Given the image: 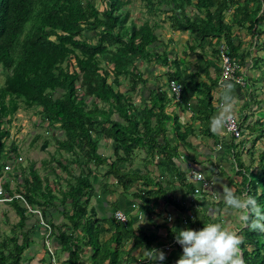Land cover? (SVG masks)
Wrapping results in <instances>:
<instances>
[{
	"label": "trees",
	"instance_id": "obj_1",
	"mask_svg": "<svg viewBox=\"0 0 264 264\" xmlns=\"http://www.w3.org/2000/svg\"><path fill=\"white\" fill-rule=\"evenodd\" d=\"M134 1L102 0L105 8L100 10L93 0H0V69L4 76L0 85V168L19 155L17 141L12 140L9 145L6 141L11 136L12 121L21 108L34 110L40 119L39 126L46 124V128L66 135L64 140L52 136L55 152L48 153L49 158L41 162V169H51L56 186L63 177L55 175L59 168L61 174L66 175L65 179L62 178L65 186L57 187L55 194L47 175L41 176L35 165L24 167L19 162L17 169L21 184L16 187L30 206L40 209L42 221L38 220L37 225L41 227L43 222L50 228L49 239L67 254L65 264H84L85 248L91 251L89 264H122L124 256L128 259L131 254L125 244L130 238L136 241L130 219L126 225L108 222L109 227L105 228L106 221L96 219L93 210H89L93 171L88 166L90 163L108 164L106 158L97 152L100 138H109L114 144L116 159L109 164L106 175H113L117 182H122L125 190L138 179H144L142 187L149 190L143 195L138 191L134 197L142 213L151 212L149 197L161 191H155L156 185L152 186V181L144 175H126L116 164L127 160L135 149L144 147L147 142L145 133L149 132L148 121L155 115V109L163 111L166 100L165 92L155 91L151 106L142 110L143 117L139 119L142 111L134 108L128 95L113 87L120 84L119 78L129 77L135 88L142 80L137 78L136 63L157 55L156 51H150L162 42L156 37L158 26L151 24L152 18L163 14L172 30L191 37L182 46L186 57L195 56L196 50L201 49L200 56H213L218 61L219 45L223 41L230 56L241 64L246 56L240 55L230 36L233 25L243 28L248 23L247 31L251 35L263 33L257 28L264 20V0H139L147 16L140 26L130 20V12L125 10ZM228 8L233 13L232 25L224 22ZM212 40H215L214 44ZM206 41L211 47L209 54L203 49ZM106 55L112 70L101 66V58ZM168 79L181 85L182 97L183 75L173 74ZM214 87L215 83L211 84L202 99L205 109L200 114L208 124L215 115L214 100L210 95ZM113 114H117L121 122L112 120ZM140 124L142 129L145 128L141 133L137 130ZM259 133L261 136L257 139L260 140L264 137V130ZM40 139L38 134L32 137L33 142ZM44 144L48 145V142L44 141ZM241 144L232 148L237 157L239 186L264 208V148L258 154L260 169L254 171L252 165L250 168L241 159L237 149ZM148 147L153 150L152 145ZM158 151L169 162L176 158L163 146ZM253 156L252 151L249 156L251 164ZM149 157L155 159L152 154ZM74 165L80 172H75ZM179 174L185 179L184 173ZM252 176L256 179H250ZM7 177L12 178V173ZM3 188L5 192L13 193L8 181L3 183ZM55 202L60 208H55ZM8 205L18 220L11 235L0 241V264H29L33 259L27 255L31 236L29 231L23 232L29 214L16 200ZM51 209L59 211L67 223L58 226L48 219ZM240 236L246 264H264V233L246 226ZM43 262L42 259L40 263Z\"/></svg>",
	"mask_w": 264,
	"mask_h": 264
},
{
	"label": "crops",
	"instance_id": "obj_2",
	"mask_svg": "<svg viewBox=\"0 0 264 264\" xmlns=\"http://www.w3.org/2000/svg\"><path fill=\"white\" fill-rule=\"evenodd\" d=\"M155 23L159 27L160 22L151 21L152 25ZM158 40L162 43L155 45L153 51L152 49L150 51H156L157 55L146 57L143 60L149 61L148 63L149 66H151L150 68H152V71L153 64L157 65L159 62L166 65L170 70L165 69L162 72V77L154 78L152 81H149V77L152 74L151 71L148 70L147 74L140 73L137 70V67L143 62V60L138 61L136 63L137 66L135 72L137 78L142 79L141 82L138 83L136 78L135 80L138 84L135 88L132 86V82H129L130 85L126 86L127 90H119L118 88L119 92L123 94L126 93V95L130 97V102L134 108H138V111L140 112L151 106L152 96H154L155 91H158L159 89L161 92H165L166 100L163 105V111L160 112L158 109H155V115L148 121L149 132L145 133V139L147 142L143 144L144 147L135 149L132 156L128 157L127 160L122 163H116L118 165L117 167L123 171L124 174L129 176L144 175V177H147L148 180L152 181V186L153 184L156 185L154 189L155 191L159 189L161 190L157 195L154 194L152 197H149L151 212L149 214L142 213V218L139 219L136 211L131 208V204H139L136 198H134L135 194H138L139 191V193L143 195L144 192L149 190V188L146 189L142 187V185H144V179H138L131 187L129 186V188L125 190L122 182H117L113 175H106L105 172L108 170L109 164L111 165L116 159L113 158L114 144L109 138H100L97 149V152L103 150V154L99 152L98 154L106 158V161L108 162L107 167L104 168L103 165H93L92 163L88 166L90 170L93 171L91 177L93 195L90 200L89 209L93 210L96 219L105 220L106 223L104 226L105 228H108L109 224L113 222V212L120 209L126 212L131 220L130 224L132 225L133 235L138 244L135 243L136 241L133 238L129 239L125 244V249L131 251V254L128 259H125L124 256L122 264H176L183 251L174 247L166 249V246L175 240L176 234L181 229L191 228L194 230H200L204 227L205 223L219 222L230 227L241 235L246 227L245 224L241 225V222H237V226L236 221H232L233 217L239 219L240 213L227 207L220 195V191H222L220 185L222 183H226L228 186L234 188L237 195L246 193L243 191L244 189L239 186L240 179H238L236 175L238 168L236 167L235 161L237 157L234 154L235 150L233 151L232 149L234 148L235 143L232 142L224 132L219 135L213 134L210 130L209 124L202 119V115L200 114L202 110L205 109V104H203L202 101L205 93L199 91L198 88L202 87L206 90L205 92H207V88L215 83L214 89L210 91L211 98L214 100L212 106L215 108L219 102H222L220 99L219 86L216 83V77L219 73V60L216 61L213 57L208 55L203 63L206 64V66L209 63H212V72L208 75L204 74L202 78L198 73L188 77L184 84L189 82L190 85L187 87L186 85H183L181 99L178 102H171L172 99L169 97L168 89H166L169 80L168 78L170 75L179 74L183 75L184 79L182 68L187 69V61L182 58H186V55L183 54L182 46L184 45L182 44H184L187 39L182 38L180 48L182 49L181 56H179L180 59L177 61L174 59L171 60V58L177 54L176 43L178 41L167 39L164 43L163 39L158 38ZM197 51H199L198 54H201L202 52L201 49H198ZM240 55L242 56L241 51ZM191 58H197V55ZM180 60H184L185 63ZM180 62L183 64L182 66ZM178 66L180 68L179 70L177 69ZM171 67H174V69L171 70ZM246 67L248 71L251 68L250 65H247ZM192 83H194V85H191ZM120 86L122 85L119 84L118 87ZM131 91L133 92L132 94ZM245 91L249 94L247 88L242 93V91L234 85V95L237 98L234 114L238 117V120H240V125L246 133V130H250V133H253L254 135V133L257 132L254 129L259 126L257 128L258 133H256L254 137L261 136L259 132L262 130L263 125L260 121L263 119L259 117L262 113L258 112L257 106L264 102L263 96L259 95L260 91L254 92L252 96L246 95ZM135 98L138 99L137 102ZM218 111L219 109L216 108L214 110L215 114H217ZM162 115L166 117L164 120L165 122H162L161 120ZM138 117L139 119H142L143 111ZM111 119L114 120L113 117ZM118 119L119 122H121L119 117ZM143 129L145 130V128ZM34 135L36 134H33V136ZM250 138L253 139V137L248 136L246 139L247 142ZM152 139H156V143L152 142ZM261 141L264 143V137ZM259 144L261 145L262 143L259 142ZM150 145L153 146L152 151L149 149L150 147H148ZM162 146L165 147L166 150L171 151L172 155L176 157L173 158L172 162L163 159V156L159 154L158 150ZM249 146L250 141L245 143L243 147L242 144L238 146L240 147L239 152L241 159L242 156L248 157L252 153ZM105 151H110L112 153L111 159L104 154ZM261 151L262 150H260V152ZM150 154L155 156V159L149 157ZM254 155L257 156L258 153L255 152ZM246 159L250 160V157ZM249 167L251 168V165H249ZM73 169L75 172H80L76 165L73 166ZM191 169L200 171L206 178L211 180L212 185L210 189L212 195L194 193L195 185L191 184L188 179V171ZM82 170H85V168L82 167ZM179 172L184 173L185 179L181 177ZM51 174L54 181L49 175H47V177L52 186L51 188L54 189L56 194V188L60 186L63 187V183L61 184V182H64V180L61 178L60 180L62 181H59L60 185L56 186L52 171ZM58 174L60 177L63 175L59 168L55 170V175ZM63 177L65 179L66 175H63ZM108 188L111 193L107 191ZM55 204V208H60L59 203L55 202ZM189 215H193V219H188L187 223H184V219L188 218ZM47 217L54 221L58 226L67 223L59 211L55 212L54 209L50 210ZM28 231L30 232V240L32 243L29 245L28 251L33 252L37 246H41L44 250V254L40 259H36L35 255L37 253L33 252L31 254V257L33 258L30 260L31 262L36 260L35 264H41L40 262L43 259L44 262L42 264H55L56 262L54 261H57V264H65L67 254L61 251L56 242L49 239V244H52L53 246V254L47 252L48 248L46 245H44L45 247L43 246V244H45L43 239L38 238L41 234H45L43 229H41L40 232L34 231V228L31 227L24 228L23 230L24 233H28ZM135 246L137 247L135 248ZM148 249L164 251L166 259L164 261H150L146 255ZM46 253L51 256L48 263L45 261ZM90 255L91 251L89 248L83 255L84 264H89Z\"/></svg>",
	"mask_w": 264,
	"mask_h": 264
},
{
	"label": "rangeland",
	"instance_id": "obj_3",
	"mask_svg": "<svg viewBox=\"0 0 264 264\" xmlns=\"http://www.w3.org/2000/svg\"><path fill=\"white\" fill-rule=\"evenodd\" d=\"M95 4L100 10H103L105 8V6L103 5V2L101 0H95ZM141 5H142V3L139 0H135L134 4L132 3L128 6H126V10H129V12H130L129 18H131V20L134 21V23L137 25H141L143 20L145 18H147V16L144 13L145 9ZM231 18H232V10L230 8H228V10H226V13L224 15V22L232 25L231 24ZM153 21L154 22H160L159 27L155 31V34L159 39H163L164 43L167 41V39H174V40L178 41L176 43L177 54L173 58H171V60L174 59L177 61L178 59H180L179 56H181L182 49H180V48H181L182 38L190 40L191 37H189V35L187 33H181V32L172 30L169 27V23L167 22V18L163 14H159L157 18H155V17L152 18V22ZM248 26H249L248 23H246L243 28L242 27L238 28V26L233 25V27L231 29V35L230 36L234 40L233 42L235 43L236 47L239 49V51L244 53L245 56L251 55V58H254L256 53H257V55L260 54L262 56V58L264 59V54H263L264 47H262V43L264 40V20L259 22L258 28L256 26L258 31H259V29L263 30V33H261L260 35H257V36L251 35L247 31ZM179 38H181V39H179ZM209 41H206V43L204 44V48H203L204 53H208V54L211 51V47L208 46ZM212 41H213L212 44H214L215 40H212ZM182 45H184V44H182ZM197 50H196V53H194V55H198L197 58L192 59L191 57H186V58L182 57L185 61H187L186 62V64H187L186 68L187 69L182 68V71L184 73V80H187L188 77H190L194 74H197V73L202 78V76H204V74L208 75L210 72H212V70H211V68H212L211 64L212 63H209L206 66V64L203 63L204 59L206 57L203 56L204 54H202V56H200L201 54L199 55L198 54L199 51H197ZM184 60H180V61L184 62ZM148 62L149 61L143 60V62L137 67V70L143 74H147L148 70H150L152 74L150 73L151 76L149 77V81H152L154 78L162 77V72L165 69L170 70V68H167L166 65L159 62V63H157V65L153 64V71H152V68H150L151 66H149ZM218 62H219V68H220V66H221L220 60ZM246 62H248V61H246ZM178 64H179V62H178ZM182 65L183 64L181 63V66ZM101 66L105 69L112 70V65L109 64V56L106 55V56H103L101 58ZM243 67L246 68V66H243ZM219 68H218V70H219ZM172 69H174V67H171V70ZM177 69L178 70L180 69L179 66L177 67ZM3 81H4V76H3L1 69H0V85L3 83ZM108 82L109 83L111 82V78L108 79ZM129 82H130L129 77L119 78V83L122 86H120V87L113 86V87L115 90H118V88H119V90H121V89L127 90L126 86L130 85ZM185 85L187 87L190 84L188 82ZM191 85H194V83H192ZM166 89H168V88H166ZM262 89H263V91H261L260 94H262L264 96V87ZM198 90L202 91L203 93H205V91H206L202 87H200ZM132 93L133 92L131 91V94ZM169 95H170L169 97H171V99H172L171 102L172 101L174 102L175 100L173 99V97L171 96L170 93H169ZM135 100H136V102L138 101V99H136V98H135ZM87 103L89 104L90 100L87 101ZM157 107H158V105H157ZM136 113H137V110H136ZM116 116H117V114H113L112 117L114 120L119 121L118 116L117 117ZM263 116H264V114L261 115V117H263ZM165 119H166V117L164 115H162V117H161L162 122ZM203 119H204V121L206 120L205 118H203ZM39 123H40V119L38 116H36V113H34V110H27L26 111V110L21 108L16 113V115L12 121V125L10 127L11 136L6 141V143H7V145H9L12 140L17 141V144L19 146V152H18L19 155L18 156H20L22 158V160H21L22 162H20L19 164H21L24 167H25V165L27 167L31 164L33 166L35 165L34 167L39 169V174L41 176L49 175V177L53 180L51 170H49L47 168L41 169V162L43 159L49 158L48 153L53 154L55 152L56 144H55L52 136H54L55 138H57L59 140H64L66 138V135L64 133L62 134L61 131H59V130H55L52 128L51 129L46 128V124L39 126L40 125ZM132 123H133V121L131 122V124ZM261 123H263L262 129H264V122H261ZM123 125L126 126L127 124L124 123ZM258 127L259 126L256 127V131H257L256 133H258V130H257ZM137 130L139 131V133L142 132L141 124L139 125ZM246 131L250 134L251 137L254 136L253 133H250V130H246ZM33 134L40 135L41 139L37 140L35 142L31 141ZM44 141H47L48 145H45ZM249 141L251 142V141H253V139L250 138ZM259 148H260V150L262 148H264V143H262L261 145L260 144L257 145L258 150L256 148H254L255 152L257 151L256 153H259L258 152ZM98 152L103 154V150H99ZM104 154L109 156V159H111L112 153L110 151H108V152L105 151ZM64 156H66V158H68V154L64 153ZM130 156H132V155H130ZM246 158H249V156L248 157L242 156V159H243V161H245L246 165H252L254 168V171H257L258 169H260L259 164L257 163L258 155L253 156V164H251L250 160L246 159ZM29 162H30V164H29ZM262 166L264 169V164H262ZM17 167H18V164H14V169H13L14 171L13 172L14 173L16 172V174H15L16 177L12 174V176H13L12 178L6 177V179L4 180V182L5 181L9 182V188H10L11 192H18V191H16V187H17V185L19 186L21 184V176H20L21 174L19 173V170L17 169ZM103 167L106 168L107 165L103 164ZM103 167H102V169H103ZM63 175H65V174H63ZM62 178H64V177H62ZM250 179H256V176H252V177H250ZM60 181H62V180H60ZM62 183H63V186H65L64 185L65 182L62 181L61 184ZM258 189H259V195H260V191H262V189H261V187ZM112 190H114V189H112ZM107 191L109 193H111L109 188L107 189ZM27 216H28V219L26 221L25 228L34 226V231H38V232H40L41 229L44 228V227H40V226L38 227L37 221L39 219L37 217L29 216V215H27ZM17 220H18V217L16 216L15 212L10 208V206L8 204H0V241H2L4 238L9 237L11 235L13 227L16 224ZM232 221H234V222L236 221V224H237V222H241L239 219H236L235 217L232 218ZM242 224L244 225V223L241 222V225ZM237 226H238V224H237ZM241 229H240V231H241ZM38 238L43 239L45 245L48 248L47 252L53 254V246H52V244L47 245V239H45V234H41ZM48 242H50V240ZM88 249L89 248H85L84 250L86 251ZM43 251L44 250L41 246H37V248L35 247V249L33 251L34 253H37L35 255V258L40 259V257L44 254ZM33 252L28 251L27 255L31 256V254ZM24 254H26V253H24ZM49 258H51V256L46 253V255H45L46 263L49 262ZM55 260H56V258H55ZM35 262H36V260L34 262L30 261L29 264L30 263L35 264ZM54 262H56L55 264H57V261H54Z\"/></svg>",
	"mask_w": 264,
	"mask_h": 264
},
{
	"label": "clouds",
	"instance_id": "obj_4",
	"mask_svg": "<svg viewBox=\"0 0 264 264\" xmlns=\"http://www.w3.org/2000/svg\"><path fill=\"white\" fill-rule=\"evenodd\" d=\"M93 1L95 3V0ZM135 25L137 26V24ZM222 44H225L226 46V43L222 41L219 47ZM226 52L232 63L235 65V69L231 79L220 82L222 60L219 51V60L221 66L216 77V83L219 86L220 99L222 103L220 107H218L219 104L216 105L215 109L218 108L219 111L217 114L212 116L209 122L211 132L217 135L222 134L231 125L234 116L238 120V117L234 114V108L237 103V98L234 95V85L237 86V88L241 90L242 93L247 88L249 94L246 91L245 93L248 96H252L253 93L257 91H263L262 88L264 87V59L260 54L257 55L256 53L254 58H251V55H246L244 63L240 64L237 58H232L230 56L229 52L227 51V46ZM247 65H250L251 67L249 71L247 70V67H243ZM168 84L169 81L167 83V88ZM260 92L259 95L263 96L260 94ZM257 107L258 112L264 114V102ZM259 117H261V115ZM261 119L263 120L260 122H264V116L261 117ZM238 124L242 130V139L236 142L229 135L228 137L232 140V142L235 143V145L243 143V147L245 143L249 142L246 140L247 137L251 136L248 132L246 133L245 130L242 129L240 120H238ZM254 135H256V132ZM252 137L255 143L251 141L249 148L255 153L254 148H256L261 139H257L258 136ZM261 143L263 142L261 141ZM239 148L240 147H237L238 150ZM258 152L261 153L260 150ZM12 174H14V172ZM220 187L222 189V191H220V195L224 204L240 213L239 220L248 226L250 230L264 233V208L261 207L257 199L254 196L248 195L246 193L237 195L235 189L228 186L226 183H222ZM175 239L183 249L182 255L177 260L176 264H246L241 251V236L235 230H232L230 227L225 226L222 223H205L204 227L200 230H194L191 228L181 229L176 234ZM146 255L152 262L164 261L166 259V255L162 250L148 249Z\"/></svg>",
	"mask_w": 264,
	"mask_h": 264
},
{
	"label": "built area",
	"instance_id": "obj_5",
	"mask_svg": "<svg viewBox=\"0 0 264 264\" xmlns=\"http://www.w3.org/2000/svg\"><path fill=\"white\" fill-rule=\"evenodd\" d=\"M220 56L222 60V71L220 76V82L227 81L233 77L235 65L232 63L230 57L227 55L226 52V46L225 44H222L219 47ZM168 90L171 96L175 101H178L181 97V85L177 82L170 81L168 84ZM222 102L219 103L218 107H220ZM225 134L229 135L233 140L236 142L242 139V130L239 127L238 120L234 116L233 121L231 122V125L224 131ZM22 158L20 156H14L12 162H7L4 166L0 168V204H8L14 200L18 201L21 206H23L27 214L32 215L34 217H37L40 221H42V216L40 210L30 206L27 201L25 200L24 196L21 193L13 192L11 194L5 192L3 188V183L6 177L9 173H13V164H17L21 161ZM188 179L191 184L195 185L194 193L195 194H211L212 191L210 189L212 182L210 179H207L204 174H202L200 171L191 169L188 171ZM131 208L136 211L137 217L139 219L142 218V212L139 210V204H131ZM113 221L116 222V224H122L126 225L129 222V216L127 213H125L122 210H115L112 215ZM192 220L193 215H189L188 218L184 219V223H187V220ZM41 227H44L45 233V239H47V245L49 244V236L50 228L45 223H41ZM170 247H174L177 249H180L183 251L182 246L176 242V239L173 240L171 243L167 244L166 249H169Z\"/></svg>",
	"mask_w": 264,
	"mask_h": 264
}]
</instances>
